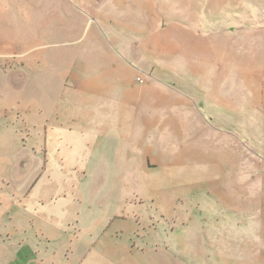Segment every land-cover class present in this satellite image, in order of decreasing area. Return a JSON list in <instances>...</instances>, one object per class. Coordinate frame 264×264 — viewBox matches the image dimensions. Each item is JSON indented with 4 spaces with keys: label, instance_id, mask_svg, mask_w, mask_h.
I'll return each instance as SVG.
<instances>
[{
    "label": "rangeland",
    "instance_id": "rangeland-1",
    "mask_svg": "<svg viewBox=\"0 0 264 264\" xmlns=\"http://www.w3.org/2000/svg\"><path fill=\"white\" fill-rule=\"evenodd\" d=\"M80 1L67 32V0H0V234L26 226L55 264H264V0ZM101 10L134 20L130 87L151 80L144 64L189 93L207 87L211 121L150 135L176 163L128 145L117 118L98 136L79 92L64 99L61 74L96 45L84 28ZM116 148L130 160L102 153Z\"/></svg>",
    "mask_w": 264,
    "mask_h": 264
},
{
    "label": "crops",
    "instance_id": "crops-1",
    "mask_svg": "<svg viewBox=\"0 0 264 264\" xmlns=\"http://www.w3.org/2000/svg\"><path fill=\"white\" fill-rule=\"evenodd\" d=\"M61 6L56 14L61 19L62 29L72 32L70 23L72 8H79L83 12L89 8L80 0H67ZM102 20L111 23L100 24L99 21ZM133 22L129 15L117 19L104 17L102 10L96 12V20L86 22L84 32L86 36L94 38L96 45L86 46L81 53L85 61L61 74L64 99L69 90L75 89L79 92L81 101L84 100L88 104L86 110L81 113L84 123H89L99 130L98 136L106 137V131L113 126L111 119L117 118L126 129L128 128V132L124 134L128 145L135 143L143 145L144 156L156 164H164L169 160L176 163L178 154L170 155L169 152H174L165 150L161 143L155 144V147L151 146L150 135L153 131L162 134L168 128L176 136L181 135L184 133L181 121L183 118L201 117L205 122L208 119L211 121L213 116L208 113L210 108L208 90L206 85H201L196 89L192 88V93H189L176 83L172 84L165 80L164 75H153V67L146 64L142 69L150 71L146 73L151 80L136 84L137 88L135 85L130 87L126 77L134 70H141L135 63L137 56L141 55L140 49H137L134 43H132L134 46L128 45L133 30L130 24ZM115 24L120 28L117 31ZM124 31L128 39L122 42L118 33ZM105 32L110 35L109 40L111 39L114 44L120 42L122 45L109 46L103 36ZM194 91L197 96L193 94ZM59 103L55 102L53 113L57 111ZM137 126L139 128H136ZM108 136L114 138L112 134ZM115 138L118 142H124L120 140L124 138L119 136ZM105 151L102 153H107V156L109 154L113 161L130 160V152L122 149ZM97 153L94 152L87 160L100 159L101 156ZM27 230L26 226L14 225L6 228L4 234H0V264H55L54 258L47 254V248L40 247L35 235L31 238Z\"/></svg>",
    "mask_w": 264,
    "mask_h": 264
},
{
    "label": "built area",
    "instance_id": "built-area-1",
    "mask_svg": "<svg viewBox=\"0 0 264 264\" xmlns=\"http://www.w3.org/2000/svg\"><path fill=\"white\" fill-rule=\"evenodd\" d=\"M138 79H139L140 81H143V78H142V77H138Z\"/></svg>",
    "mask_w": 264,
    "mask_h": 264
}]
</instances>
